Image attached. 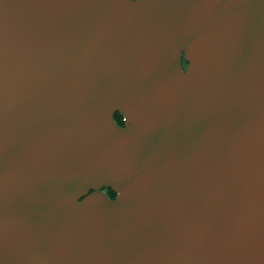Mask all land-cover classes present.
<instances>
[{"label": "water", "instance_id": "obj_1", "mask_svg": "<svg viewBox=\"0 0 264 264\" xmlns=\"http://www.w3.org/2000/svg\"><path fill=\"white\" fill-rule=\"evenodd\" d=\"M0 264H264V0H0Z\"/></svg>", "mask_w": 264, "mask_h": 264}, {"label": "trees", "instance_id": "obj_2", "mask_svg": "<svg viewBox=\"0 0 264 264\" xmlns=\"http://www.w3.org/2000/svg\"><path fill=\"white\" fill-rule=\"evenodd\" d=\"M115 119H116V121H117L119 124L122 125V123H123V117H122L119 113H116V114H115ZM108 191H109V195H110V197H111V198H115L116 193H115L114 191L110 190V189H108Z\"/></svg>", "mask_w": 264, "mask_h": 264}, {"label": "flooded vegetation", "instance_id": "obj_3", "mask_svg": "<svg viewBox=\"0 0 264 264\" xmlns=\"http://www.w3.org/2000/svg\"><path fill=\"white\" fill-rule=\"evenodd\" d=\"M186 64H187V62L184 60L183 61V65H184V67L186 66ZM123 124V123H122ZM106 191L108 192V194H109V191H108V189H106Z\"/></svg>", "mask_w": 264, "mask_h": 264}]
</instances>
